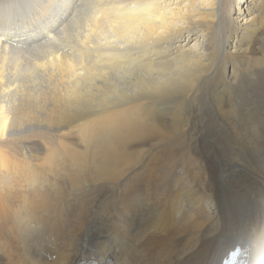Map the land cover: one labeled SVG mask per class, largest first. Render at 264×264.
Wrapping results in <instances>:
<instances>
[{"label":"bare ground","instance_id":"6f19581e","mask_svg":"<svg viewBox=\"0 0 264 264\" xmlns=\"http://www.w3.org/2000/svg\"><path fill=\"white\" fill-rule=\"evenodd\" d=\"M0 4V34L10 36L3 24L12 27L6 18L12 12L34 18L41 31L26 47L0 38V136L39 127L71 139L109 127L123 129L130 141L126 156L90 154L75 167L78 175L68 178L81 208L75 218L66 217L62 207L66 213L60 211L59 219L40 212L52 200L44 196L47 191L59 190L54 159L61 155L71 168L77 152L60 143V153L28 160V168L9 160L1 164L3 186L18 185L38 196L30 202L21 194L10 264H222L235 248L241 264H264V141H248L264 125V101L256 109L242 102L241 92L264 84V0ZM228 7L243 16L226 22ZM21 31L17 36L30 37ZM11 53L13 66L7 63ZM19 61L27 63L26 81L43 89L17 93ZM9 96L19 98L17 107ZM202 102L213 124L235 127L246 140L227 142L231 154L222 155L218 168L213 158L201 163L192 153L209 156L213 146L206 141V150L191 148L194 128L208 123L205 115L204 124L193 117ZM184 133L190 142L163 141ZM160 145L177 153L151 157ZM133 146L138 149L132 153ZM49 164L50 177L40 175L37 166ZM67 220L73 225L66 227Z\"/></svg>","mask_w":264,"mask_h":264},{"label":"rangeland","instance_id":"374dc122","mask_svg":"<svg viewBox=\"0 0 264 264\" xmlns=\"http://www.w3.org/2000/svg\"><path fill=\"white\" fill-rule=\"evenodd\" d=\"M18 3H20V2H18ZM241 4L242 5L244 4L243 8H245L246 3H243V1H242ZM1 5L2 4H0V6ZM227 11H228L227 16L226 17L224 16V18H225L224 20L226 22L230 18L243 16V13L240 14V13L234 12L233 8L231 10V7H228ZM6 18L9 19L10 22H14L15 24L14 23H13V25L11 24L12 27H8L7 25L3 24V27L6 30H10V32H11L9 37L6 34H0V38L5 42H7V40H9L12 44L15 43L14 45L26 47V46H29L30 44L33 43L29 39L31 37H34L31 35H37L38 37H39V35H41L40 28L37 27L36 23H34L35 19L32 17H29L28 15H24V17H18V15L15 12H12L11 15L6 16ZM19 30H22L21 33L27 32L30 37L22 38V37L17 36V32ZM27 30H29V31H27ZM70 30H71V32H70V35H71L72 30H73V25H70ZM17 39H19V41ZM41 54H42L41 51L37 52V55H41ZM15 58H16V56L12 53L7 55V63L10 66H13L12 62H14ZM20 60L23 61L22 58H20ZM22 61H19L20 67H19V70L16 74L18 82L20 80V85H21L19 88V92H17V93L18 94L24 93L25 92L24 89H26V88L29 90L32 89L31 91H40V89H43L44 87L42 88L41 84L37 81L35 83L34 82L30 83V82L26 81L28 78L27 77L28 75L25 73L24 68H25L27 63H22ZM261 73H263V70ZM251 80H252L251 78L248 79L249 84H251ZM20 89H22L23 91L21 92ZM241 92H242V96H243L242 97L243 103L245 101L250 102V104L254 105L256 109H258L262 106L261 102L264 101V84L259 85L257 82V84L253 85V87L248 86V89H243ZM9 100L13 104V105L11 104V106L17 107L18 102H19V98L9 96L8 101ZM201 104L203 105L202 108H200L202 110H198L199 108H197V105H196V107L193 108L194 120L196 121V123H198L200 120H202V116L205 115L206 118L204 117L203 119H206L208 123L204 124V122L202 120L204 125H199V126H196L194 128L195 134L191 135L192 136L191 148L194 146L193 144H196V145H199L198 148H200L201 150H206V146H207L206 141H212L213 143H210V144L211 145L213 144V146H212V148L207 146L210 148V149H207L209 152V156L206 155V156L201 158L203 153H201V152L198 153V150H196V151L192 150L193 157H196L197 161H200L201 163H203V159H209V158L212 159L213 158L215 168H218V167H221V165L223 164L222 160H221L222 155L230 156L229 154H231V153H229L227 142L232 143V141H246V140L243 137H241V135L237 134V128H235V127H233L231 129V128H227L224 126L218 127L215 124H213V123H215V117L213 118L209 114L208 110L206 108H203L204 107L203 102ZM240 107L241 106H239L238 108H240ZM204 110L207 111L206 113L208 115H206L205 112H203V113L201 112ZM251 117L255 118L256 115H252ZM202 122H199V123L202 124ZM24 128H26V127H24ZM20 129H22V128H20ZM20 129H18V130L14 129L13 132H15V133L11 132V135H9V134L7 135L8 132L6 131V133L4 132V134L2 136H0V158H1L0 159V172L1 173L3 172L1 164L2 163H5V164L9 163L7 160L14 161L16 163H20L23 166H25L26 168H28V166H29V164L27 163L28 160H32L33 158H35L36 159L35 162H41L45 158V156L48 155L49 153L51 155L50 157L53 158L54 155L52 156V152L56 151V152L60 153V150H61L60 149V143L67 145L71 151L77 152L76 154H74V157H76L75 158L76 163L74 162L71 168H70V166H66V165L62 164L64 160L61 159V157H62L61 155H58V157L60 156V158L54 159V163H55L54 166L57 165V167L54 169V171L57 173V176H55V179H56L55 180V186H56V188H59V190L56 193H51L53 191H47V194L44 196L48 197V195H50V198H52V200L50 199L49 202H46L45 203L46 210L40 212V214L45 215V216L50 214L53 219H59V215H60V211H61L60 207L64 208V210L67 212L66 213L65 211L64 212L61 211V215L66 213V217H68V218H73V217L75 218V216L78 215L77 211H80V209H81L80 203H76V200L74 198H72V193L68 187V181H70L68 178L69 177L73 178V175L76 174L77 171H74V170H77V168H75V167H77L79 165V163H81L82 161H85V160L87 161V159L89 160V158H91L90 154L92 156H93V154L98 155V156H100V155L101 156H104V155L112 156V155H114L112 157H115V155L117 154L116 155L117 157H115V158H120V157H122V155L126 156V150L125 149H126V141H128V140L125 138L127 132L124 131L123 129L115 130L112 128L110 129L109 127H103L101 129H88L86 132H84L78 136L75 135L76 137L73 136L74 138H71V139H61L58 135H54V134H57V132H54L51 129H43V128H39V127L28 128V129H24V130H20ZM258 129H260V130H258ZM198 131H200V132H198ZM190 133H186L187 138L190 137L188 135ZM183 135H184V137L180 136L179 138L175 139L174 141L173 140H163V141H169L166 143H185L186 141L190 142V140H188L185 137V133ZM259 137H261L262 139H260ZM263 139H264V125L261 124L260 126H258L256 128V136L254 138H250L248 141H264ZM57 142H59L58 145H57ZM76 142H79V143H76ZM122 142H124V143H122ZM128 142H130V141H128ZM82 143H84V145ZM85 143L86 144L88 143V144L85 145ZM215 145H216V149L214 148ZM162 146H164V145H160L159 147L154 148L152 151H150L151 154L149 153V155L151 157L152 156L158 157L161 154H164V155L166 154V157H167V156H171L172 154L177 153V148H173L172 150H169V149L164 148ZM137 149H138V147H136V146L131 147L132 153L135 152ZM87 151L89 152V154ZM102 151L104 153H102ZM113 151H114V153H112ZM56 152H54V153H56ZM86 152H87V154H86ZM109 152H111L112 154H109ZM33 154H35V156H32ZM118 154H120L121 156ZM132 155H136V154H132ZM47 158H48V156H47ZM124 158H126V157H124ZM77 160H78V162H77ZM78 168H81V167L79 166ZM36 169L38 170V173L40 175H46L47 174L48 177H50L51 172L53 171V168H52V166H50V164L48 166L38 165ZM76 175H78V174H76ZM134 178H136V177H134ZM1 181H2V178L0 179V261H2L3 264H10L8 261L9 258L16 256V251H17V248H15L17 245H15L16 240H15V232H14V226L13 225L15 224V222L17 220L16 211H15L17 208V204H19L20 200L23 198V197H21V194L24 193L25 196H29L26 198H28L29 200L35 199V201H37L38 196L34 195L33 191L26 192L25 190H23V191L19 190L18 185L5 187V185L3 186ZM98 184H102V182L98 181V182L94 183V185H96V186ZM66 187H68V189ZM98 194H100V193H98ZM63 196L65 197V200L62 203H60V201L58 202L59 198H57V197H63ZM47 199H49V198H47ZM52 201H55V202H52ZM30 202H33V200H30ZM53 203H56V205H54ZM72 214H74V215H72ZM105 216H102V218H105ZM68 221H70V220L66 221L65 226L66 227L72 226L73 220H71L70 222H68ZM8 255H10V256H8ZM106 264H108V263H106Z\"/></svg>","mask_w":264,"mask_h":264}]
</instances>
